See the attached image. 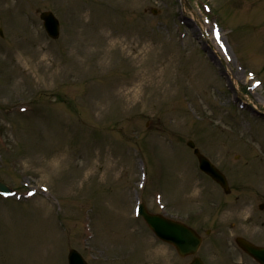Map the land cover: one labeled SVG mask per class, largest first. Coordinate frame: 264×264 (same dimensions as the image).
Returning a JSON list of instances; mask_svg holds the SVG:
<instances>
[{
    "label": "rangeland",
    "instance_id": "obj_1",
    "mask_svg": "<svg viewBox=\"0 0 264 264\" xmlns=\"http://www.w3.org/2000/svg\"><path fill=\"white\" fill-rule=\"evenodd\" d=\"M43 11L59 20L55 41ZM0 29V182L18 192L0 196V264H67L70 249L89 264H172L133 207L154 212L158 193L183 214L197 207L187 194L207 191L208 227L219 218L223 231L208 264H237L234 238L264 232V0H0Z\"/></svg>",
    "mask_w": 264,
    "mask_h": 264
},
{
    "label": "water",
    "instance_id": "obj_2",
    "mask_svg": "<svg viewBox=\"0 0 264 264\" xmlns=\"http://www.w3.org/2000/svg\"><path fill=\"white\" fill-rule=\"evenodd\" d=\"M40 19L43 22L44 29L47 33V35L50 38L55 39L58 35V23L56 19L52 16L49 12H44L40 15ZM190 147H192V144L188 143ZM195 154L197 155L199 159L200 168L207 170L208 173L216 179L223 187L225 186L224 179L222 176L195 151ZM143 218L148 223L149 227L152 229V231L160 237L162 240L168 241L173 243L174 245L178 246V248H183L182 246L185 244V241L181 239L180 241H177L176 239V233L175 229L180 228L178 224L173 223L169 220H165L161 217L155 216V215H148L144 211L142 212ZM182 231H186L185 228H180ZM182 238V236H181ZM192 244L196 245L197 240L195 238H192ZM179 242L181 245L177 244ZM238 245L245 248V250L253 257L259 258L262 257L261 260L262 264H264V250L257 249L251 245L243 244L242 241L237 240ZM69 264H83L78 255L74 252H70L69 254ZM199 264V263H197Z\"/></svg>",
    "mask_w": 264,
    "mask_h": 264
},
{
    "label": "flooded vegetation",
    "instance_id": "obj_3",
    "mask_svg": "<svg viewBox=\"0 0 264 264\" xmlns=\"http://www.w3.org/2000/svg\"><path fill=\"white\" fill-rule=\"evenodd\" d=\"M201 206L204 208V213L202 215L191 213L186 218L188 222L186 224L201 237V245L195 257L200 258L204 264H208V195L207 200ZM173 258L174 264H188L193 260L194 256L181 257L174 252Z\"/></svg>",
    "mask_w": 264,
    "mask_h": 264
},
{
    "label": "bare ground",
    "instance_id": "obj_4",
    "mask_svg": "<svg viewBox=\"0 0 264 264\" xmlns=\"http://www.w3.org/2000/svg\"><path fill=\"white\" fill-rule=\"evenodd\" d=\"M228 53H229V51H228ZM233 77H235V76H233ZM235 84H236V81L234 82ZM254 107V106H253ZM255 108V107H254Z\"/></svg>",
    "mask_w": 264,
    "mask_h": 264
}]
</instances>
